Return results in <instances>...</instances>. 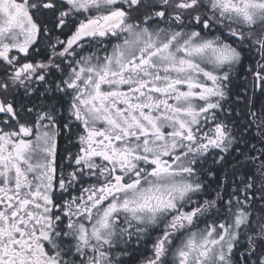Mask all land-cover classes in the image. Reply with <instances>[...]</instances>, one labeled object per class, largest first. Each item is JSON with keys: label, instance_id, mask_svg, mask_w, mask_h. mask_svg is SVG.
<instances>
[{"label": "snow or ice", "instance_id": "snow-or-ice-1", "mask_svg": "<svg viewBox=\"0 0 264 264\" xmlns=\"http://www.w3.org/2000/svg\"><path fill=\"white\" fill-rule=\"evenodd\" d=\"M0 264H264V0H0Z\"/></svg>", "mask_w": 264, "mask_h": 264}]
</instances>
